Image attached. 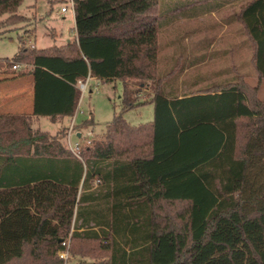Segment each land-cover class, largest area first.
Here are the masks:
<instances>
[{
    "label": "trees",
    "instance_id": "16d2710c",
    "mask_svg": "<svg viewBox=\"0 0 264 264\" xmlns=\"http://www.w3.org/2000/svg\"><path fill=\"white\" fill-rule=\"evenodd\" d=\"M209 1L237 4L229 17L264 79V0L164 11L160 0H72L76 41L20 45L4 59L30 67L17 75L32 78L31 116L72 118L78 82L93 78L121 82L122 113L150 104L153 118L130 125L114 113L102 138L73 152L33 130L31 116L0 114V264H64L66 249L68 258L92 251L89 264H264V104L237 73L190 90L176 84L184 62L158 70L165 14ZM21 2L0 0L2 27L26 21ZM129 82L148 86L141 103Z\"/></svg>",
    "mask_w": 264,
    "mask_h": 264
},
{
    "label": "rangeland",
    "instance_id": "374dc122",
    "mask_svg": "<svg viewBox=\"0 0 264 264\" xmlns=\"http://www.w3.org/2000/svg\"><path fill=\"white\" fill-rule=\"evenodd\" d=\"M34 0H23L20 11L23 14H29L27 5ZM50 9L51 18L47 25L37 24L34 32L36 39L35 46L43 48L53 45H59V42H53L50 37L44 34L50 33L52 28L56 30H67L71 23L72 8L69 1L57 0L50 6L45 0H39ZM191 0H160L161 10L174 7V4L180 6L189 3ZM213 1L205 4H195L191 6H182L174 12H167L164 19H172L168 24L162 25L159 31V55L158 70L160 73H166L175 64L185 63L183 73L179 75L176 84L184 81L186 84L196 81L193 89L203 88L213 83L230 80V78L239 74L242 83L246 88L249 100H258L264 104V79H258L251 63V47L245 36L241 25L230 19L231 13L237 9V4L225 5L221 8H212ZM65 6L67 11H61ZM214 8V7H213ZM191 13V14H190ZM31 18L26 17V21L17 24L0 25V82H4L3 76L14 75L12 68L4 66V59H11L18 50V45L31 47L29 40L33 39ZM33 42V40H32ZM204 55L205 59L201 64L190 65L193 58ZM187 64V66H186ZM190 65V66H188ZM29 66L19 64L17 71H27ZM3 70L6 73L3 74ZM181 78V79H180ZM224 79V80H221ZM86 81V80H85ZM131 87L139 88L136 83L129 82ZM138 85V84H137ZM139 88L136 95L137 103H141L148 93V86ZM190 87V86H189ZM191 90V89H190ZM122 84L120 81L105 83L101 81H88L87 91L81 94L79 109L76 117L67 127L59 129V125L49 123L45 118H40L39 129L51 136H56L71 151L75 152L74 147L77 141L74 133L82 132L83 137L78 144L88 143L92 139H100L104 136L105 128L112 120L113 114L122 113L121 96ZM124 119L130 125H138L151 121L153 118V108L150 104L138 105L135 108L122 113ZM92 117L94 125L89 128H83L79 124ZM32 126V124L30 123ZM88 132L92 135L87 136ZM70 135V138L68 139ZM85 248L95 247L93 243L82 244ZM92 251H88V256L82 258L78 255L71 256L64 264H89L94 259Z\"/></svg>",
    "mask_w": 264,
    "mask_h": 264
},
{
    "label": "crops",
    "instance_id": "0c3cea01",
    "mask_svg": "<svg viewBox=\"0 0 264 264\" xmlns=\"http://www.w3.org/2000/svg\"><path fill=\"white\" fill-rule=\"evenodd\" d=\"M55 1H57V0H45L46 4H49L50 6ZM65 1L66 2L69 1V3H70L71 0H65ZM43 2H41L39 0H34L30 4H28L27 7L30 10V13L27 15L23 14L20 11L21 10L20 6L23 3V0L17 9V13H19L20 15L31 18L32 36H34V32L37 29V24L43 23V25H47L48 20L51 18V15H50L51 8L47 9V6L44 5ZM71 8H72V13H71V23L72 24L70 25V27L67 30L63 31V30H56L55 28H52L50 33L44 34L46 37L49 36L53 42H59L58 46L67 45L73 41H76V39H77L76 30H75V17H74L73 6H71ZM32 40H33V42H32ZM32 40L31 39L29 40L30 42L28 45H30L31 47L37 48L35 46V42H36L35 36L33 37ZM53 46H57V45H53ZM53 46H48V47H53ZM18 47H19V45H18ZM48 47L37 48V49H44V48H48ZM203 59H205L204 55L197 56L191 60L190 65L201 64V62H203ZM190 65H188V66H190ZM186 66H187V64H186ZM4 73H6L5 70H3V74ZM2 78L5 79V81L0 82V114H19V115L31 116L32 101H33V81H32V78L29 76L21 77L17 74L6 75V76H3ZM90 80L99 81V80H96L93 78H89V81ZM221 80H224V79H221ZM195 82L196 81H193L192 83L190 82L189 84H187L188 87L190 86L189 88L191 90H197V89H193L196 86ZM198 89H200V88H198ZM79 102H80V100H79ZM78 109H79V104H78L76 112L72 118H64V119L58 120L55 123L50 122L45 117L31 116V124H32L31 128L32 129H39V127H38V125H36V123L37 124L39 123L40 118H45L51 124L59 125V129H61L63 127H67L68 124H70V122L72 120L74 123V119L76 117ZM74 135L77 139L75 144H78L79 140L84 136L82 132H75ZM69 138H70V135H69L68 139Z\"/></svg>",
    "mask_w": 264,
    "mask_h": 264
},
{
    "label": "built area",
    "instance_id": "2783aa9c",
    "mask_svg": "<svg viewBox=\"0 0 264 264\" xmlns=\"http://www.w3.org/2000/svg\"><path fill=\"white\" fill-rule=\"evenodd\" d=\"M70 5L73 6V2H72V0L70 1ZM66 9H67V8H66L65 6H62V7H61V11H66ZM17 68H18V65H15V66L12 67L13 70H15V69H17ZM88 81H89V78H87L86 81H84V82H81V81L78 82V86H79V89H80V91H81V94H83V93H85V92L87 91ZM91 135H92L91 132H88V133H87V136L90 137ZM87 142L89 143V140H88ZM77 145H78V144H75V145H74L75 149L77 148ZM71 150H72V149H71ZM63 245H66V246L68 247V242H67L66 244L63 243ZM58 256L66 262L67 259H68V252H67V249H66L65 251H63V252H59V253H58Z\"/></svg>",
    "mask_w": 264,
    "mask_h": 264
}]
</instances>
